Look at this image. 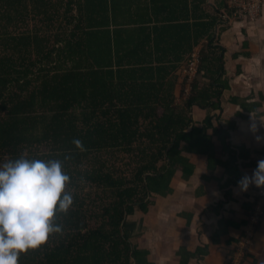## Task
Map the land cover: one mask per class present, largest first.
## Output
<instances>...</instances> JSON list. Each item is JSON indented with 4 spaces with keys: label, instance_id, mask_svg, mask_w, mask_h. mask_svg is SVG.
<instances>
[{
    "label": "trees",
    "instance_id": "obj_1",
    "mask_svg": "<svg viewBox=\"0 0 264 264\" xmlns=\"http://www.w3.org/2000/svg\"><path fill=\"white\" fill-rule=\"evenodd\" d=\"M119 6L0 0V164L20 155L61 159L70 177L64 190L73 197L66 212L54 213L61 231L21 253L18 264H146L126 218L170 193L177 169L193 173L184 152L224 166L230 183L241 177L229 131L212 121L225 86L224 51L211 28L196 32L195 46L207 40L183 97L174 59L153 62L134 46L118 26ZM195 106L209 109L201 125ZM214 137L227 160L216 156Z\"/></svg>",
    "mask_w": 264,
    "mask_h": 264
},
{
    "label": "crops",
    "instance_id": "obj_2",
    "mask_svg": "<svg viewBox=\"0 0 264 264\" xmlns=\"http://www.w3.org/2000/svg\"><path fill=\"white\" fill-rule=\"evenodd\" d=\"M116 1L118 26L129 32L132 44L148 51L145 56L150 61L174 59L181 80L188 60L197 52L201 58L202 42L207 40L195 46L196 32L203 35L211 28L224 51L225 86L212 121L229 131L241 177L251 175L257 161L264 159V6L259 19L251 23L233 19L224 0ZM110 28L116 27L110 24ZM192 113L195 124L201 125L209 109L195 106ZM252 117L255 132L249 128ZM214 141L216 156L227 160L220 142L215 137ZM183 155L193 164V173L184 177L177 169L170 193L156 195L148 211L136 205L127 216L125 230L132 247L145 253L146 264H234L241 246V264H264L260 188L250 184L241 191L229 182L231 175L224 166H209L206 155ZM256 207L263 212L251 224ZM246 240L250 243L244 247Z\"/></svg>",
    "mask_w": 264,
    "mask_h": 264
},
{
    "label": "clouds",
    "instance_id": "obj_3",
    "mask_svg": "<svg viewBox=\"0 0 264 264\" xmlns=\"http://www.w3.org/2000/svg\"><path fill=\"white\" fill-rule=\"evenodd\" d=\"M249 128L256 131L253 117ZM73 144L81 146L78 139ZM69 179L61 159L20 155L0 164V264H18L21 253L36 249L49 235L61 231L53 218L73 202L72 194L64 190ZM250 184L264 187V159L257 161L251 175L244 174L237 181L241 191Z\"/></svg>",
    "mask_w": 264,
    "mask_h": 264
},
{
    "label": "built area",
    "instance_id": "obj_4",
    "mask_svg": "<svg viewBox=\"0 0 264 264\" xmlns=\"http://www.w3.org/2000/svg\"><path fill=\"white\" fill-rule=\"evenodd\" d=\"M228 9L229 14L232 16L233 19L245 22H256L261 14V11L264 6V0H224ZM200 54L199 52L193 54L190 59L188 60L184 70H183V82L185 83V89L183 97L189 95V92L192 89V84L196 79V76L199 72V65H200ZM262 200H264V187L259 189L258 194ZM256 212H254L251 218V224H254L257 219L262 214V208L256 207ZM250 243V240H246L241 245L246 247ZM240 252L237 255L234 264H241V259L243 256V247L241 246Z\"/></svg>",
    "mask_w": 264,
    "mask_h": 264
}]
</instances>
